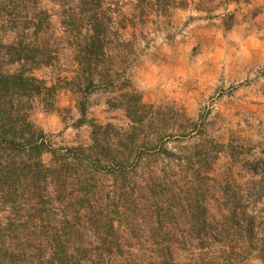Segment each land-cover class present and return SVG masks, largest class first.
Listing matches in <instances>:
<instances>
[{
	"label": "trees",
	"instance_id": "trees-1",
	"mask_svg": "<svg viewBox=\"0 0 264 264\" xmlns=\"http://www.w3.org/2000/svg\"><path fill=\"white\" fill-rule=\"evenodd\" d=\"M138 1L162 12L183 5ZM30 2L0 0V6ZM53 2L62 8L57 15L63 28L53 49L37 42L42 24L52 25L48 14H25L26 23L0 13L9 27L0 36V264H232L233 251L217 256L203 239L187 250L183 239L165 231V187L153 165L163 171L171 161L185 163L197 180L198 168L210 170L212 150L200 147L195 123L175 135L179 142L192 140L183 157L168 147L177 130L166 126L164 113L145 103L131 81L133 42L126 38L120 0ZM30 30L33 39L24 42ZM60 90L75 96V126L90 128L88 143L54 147L30 120L34 101L54 111ZM98 94L106 96L110 111L123 112L126 127L88 118ZM47 152L52 157L44 162ZM151 199L166 207L153 209L155 221L139 203ZM118 213L127 219L119 220ZM137 226L141 235L134 233Z\"/></svg>",
	"mask_w": 264,
	"mask_h": 264
},
{
	"label": "rangeland",
	"instance_id": "rangeland-1",
	"mask_svg": "<svg viewBox=\"0 0 264 264\" xmlns=\"http://www.w3.org/2000/svg\"><path fill=\"white\" fill-rule=\"evenodd\" d=\"M175 1L181 2V0ZM15 2L17 1L12 3ZM119 8L126 16L127 24L135 28L132 35L129 30L126 36L133 42L134 55H128L132 71L136 69L144 54H151V59L154 60L162 55L161 60L166 65L161 71L166 79L160 84L147 91H142L136 86L135 88L141 92L145 103L154 105V110L164 113L166 126L177 130V132L172 130L169 135L168 147L175 151L177 156L183 157L184 153L191 149L192 140L189 143L186 140L179 142L175 135L189 130L195 123L196 129L201 131L200 134L195 132L200 147L205 146V149L210 147L212 150L210 170H205L204 167L198 168L197 180L193 179L192 170L185 163L180 167L178 163L171 161L163 171L160 170V165H153L152 170L163 176L161 181L165 187L167 207L166 218L163 217L166 221L165 231L169 235L175 234L183 239L187 250L196 249L200 239H203L205 246L211 245L212 251H215L217 256L223 252L233 251L235 257L232 258V264H255L254 259H249L247 252L259 245L257 235L251 234L252 239H245L241 231L245 220H252L253 226L258 227V219L257 215L252 217L249 213L253 210L242 203L244 200L242 183L247 166H251L258 173L264 169L259 155L264 144V108L258 105L259 97L256 93L259 88L264 90V67L255 69L250 78L245 80L225 79L223 72H220L217 83L212 86V92L200 95L202 83L205 82L201 79L202 65L196 63L201 61L202 57L194 54L195 56L193 55L190 60L179 46H163L160 35L166 33V30L158 27L152 18L155 7H149L145 3L140 4L138 0H120ZM1 9L0 6V13L5 12L7 15L9 13L17 20L26 23L29 22L25 20V14L34 13L41 18L48 14L52 25L43 23L37 33V42H47L48 49L55 47L56 38L63 32L57 15V11H61L62 8L53 0H31L30 4L23 8L9 6L2 9L3 11ZM6 21L8 19L0 20V36L4 35L7 29L9 30ZM31 32L32 30L25 32L24 42L33 39L29 35ZM175 34L179 35V32L176 30ZM3 39L8 41L5 37ZM146 49L149 51H145ZM195 50L200 49L195 47ZM188 58L189 61H186ZM184 62H189L187 74L184 72L182 64ZM189 74H192V77L188 78ZM36 75L38 76L39 73ZM197 75L199 81L194 78ZM105 98L106 96L102 94L95 95L92 98L94 103L92 106L102 103ZM53 107L54 111H46L42 103L34 101L29 118L50 136L54 147L88 143L90 128L87 125L75 126L78 116L75 96L68 90H60ZM101 111L89 109L88 118L101 124L111 123L123 127L129 124L121 111L109 110L108 114H102ZM96 114L101 116L97 117ZM51 157L47 152L43 154L42 159L44 162H49ZM137 180L141 181V179ZM139 203L142 208L141 213L149 221H155L153 209L162 206L166 208L165 205L156 203V200L152 199L147 205H143V200H139ZM160 212L162 215V209ZM117 215L119 220L127 219L121 217L120 213ZM193 223L196 224L194 229L190 228ZM207 231L210 233V239L206 236ZM134 233L141 235L138 226ZM211 236H215L216 240L211 242ZM173 247L177 248L176 244H173ZM186 254L187 252L184 251L183 255Z\"/></svg>",
	"mask_w": 264,
	"mask_h": 264
},
{
	"label": "crops",
	"instance_id": "crops-1",
	"mask_svg": "<svg viewBox=\"0 0 264 264\" xmlns=\"http://www.w3.org/2000/svg\"><path fill=\"white\" fill-rule=\"evenodd\" d=\"M181 1L182 6L168 5L164 12L154 8L152 18L158 27L166 30V33L159 34L163 46H179L190 60L194 54L202 57L196 63L202 65L201 79L205 82L202 83L200 95L212 92L220 72H223L225 79L245 80L250 78L255 69L264 67V0ZM134 29L127 25L126 36L129 30L132 35ZM176 30L179 35L175 34ZM156 33H159L158 30ZM195 47L200 50H195ZM151 56H141L140 63L131 71L133 85L142 91L150 90L166 79L161 72L166 67L161 60L162 55L157 60L151 59ZM188 63H182L186 74ZM187 77H192V74ZM194 78L199 81L198 75ZM256 93L259 97L257 102L260 103L258 105L264 108V90L259 88ZM90 109L102 110V114L109 112L105 101ZM259 155L264 164V144ZM247 167L243 173L242 203L253 210L249 213L252 217L257 215L258 227L253 226L252 220H245L241 232L245 239H250L251 234L257 235L259 245L247 253L255 264H264V169L258 173L251 166ZM245 247L247 250V245Z\"/></svg>",
	"mask_w": 264,
	"mask_h": 264
}]
</instances>
